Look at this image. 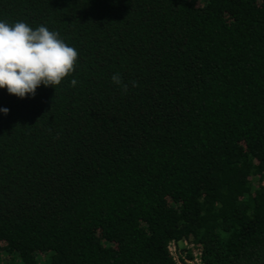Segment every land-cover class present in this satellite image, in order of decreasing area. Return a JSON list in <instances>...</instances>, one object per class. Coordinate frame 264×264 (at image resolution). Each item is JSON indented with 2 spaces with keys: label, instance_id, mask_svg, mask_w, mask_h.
<instances>
[{
  "label": "trees",
  "instance_id": "16d2710c",
  "mask_svg": "<svg viewBox=\"0 0 264 264\" xmlns=\"http://www.w3.org/2000/svg\"><path fill=\"white\" fill-rule=\"evenodd\" d=\"M0 21L79 52L56 88L0 89V264H176L185 238L264 264V0H0Z\"/></svg>",
  "mask_w": 264,
  "mask_h": 264
},
{
  "label": "clouds",
  "instance_id": "9594fccd",
  "mask_svg": "<svg viewBox=\"0 0 264 264\" xmlns=\"http://www.w3.org/2000/svg\"><path fill=\"white\" fill-rule=\"evenodd\" d=\"M78 61V50L58 32L44 25L33 29L22 21H0V89L9 94L34 97L41 85L56 88L76 71ZM112 81L127 91L119 73L113 74ZM77 83L76 79L71 80V86ZM0 111L7 114L9 109Z\"/></svg>",
  "mask_w": 264,
  "mask_h": 264
},
{
  "label": "built area",
  "instance_id": "2783aa9c",
  "mask_svg": "<svg viewBox=\"0 0 264 264\" xmlns=\"http://www.w3.org/2000/svg\"><path fill=\"white\" fill-rule=\"evenodd\" d=\"M168 250L176 264H207L203 258L201 246H197L189 238L181 241L172 240Z\"/></svg>",
  "mask_w": 264,
  "mask_h": 264
}]
</instances>
